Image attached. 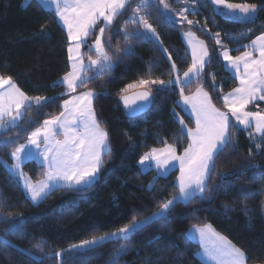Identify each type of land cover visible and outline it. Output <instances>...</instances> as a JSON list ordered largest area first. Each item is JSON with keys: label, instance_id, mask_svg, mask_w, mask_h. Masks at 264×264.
Masks as SVG:
<instances>
[{"label": "trees", "instance_id": "16d2710c", "mask_svg": "<svg viewBox=\"0 0 264 264\" xmlns=\"http://www.w3.org/2000/svg\"><path fill=\"white\" fill-rule=\"evenodd\" d=\"M169 2L173 9L195 7L197 11L187 12V18L199 23L188 25L175 20L166 21L156 10L160 8L156 3L142 9L139 15H146L156 29L158 43L144 38L125 42L118 28L133 17L132 10L140 3V0H131L124 13L104 34L106 47H110V54H114V59L118 56V60L114 67L87 85L94 91L107 93L94 99L97 118L109 133L111 148L110 154L104 157L103 168L95 183L80 192L57 188L37 204H32L2 161L10 162L9 153L16 146L25 142L43 120L62 111L61 103L68 95L63 94L66 92L64 86H53V82L69 71L68 38L54 13L43 8L38 1L0 0V75L11 76L21 91L30 97L52 98L39 108L33 105L25 109L20 127H9L0 133L10 141L0 145V205L3 206V216L17 217L20 214L17 222L22 223V234L6 235L9 222L0 218V238L14 245L0 243V264H40L19 249L33 248L42 241L44 254L67 249L94 235L119 229L133 217L140 219L152 215L160 204L178 191L176 170L157 176L154 170L141 172L138 161L150 149L164 147V141L175 145L178 153L187 147L186 134L177 139L181 129L177 115L188 127L193 128V124L177 106L179 87L150 84L127 89L124 93L120 90L140 79L174 78L173 62L182 75L191 59L181 33L191 31L205 42L209 50L214 49L215 54L202 76L184 87L185 95L193 93L198 84L202 85L216 107L225 111L222 95L236 87L237 82L225 69L213 35L220 33V39L230 49V54L237 56L244 51L243 45L264 33V7L257 10L254 22H242L219 15L209 0ZM229 2L242 3L244 0ZM247 2L264 5V0ZM42 27L44 31H41ZM126 27L130 32L141 28L132 23ZM98 33L99 28H96L88 38L89 45ZM125 43L131 44V54H115L116 46L123 47ZM163 49H167V53ZM82 53L85 60L89 55L95 59V52H89L87 45L82 46ZM169 54L172 60L168 59ZM137 89H147L151 93L152 105L144 114L129 117L120 97ZM83 90V86L78 89ZM260 106L264 107L263 104ZM229 139V145L216 158L209 188L204 193L206 199L197 196L187 204H175L167 219H156L127 239L109 240L89 250L66 254L64 264H108L113 259L115 264H202L196 257L197 245L182 237L193 225L204 224L212 225L215 231L244 249L249 256L248 264H257V256L264 259V177L254 179L253 171L232 175L244 163L264 165V149L257 151L250 134L235 125L229 129ZM22 170L32 181L41 180L45 171L32 160L25 162ZM217 173L224 178L219 189L213 191L211 185L218 182ZM150 182H153L151 189ZM121 246L125 250L116 258V250ZM36 254L41 253L37 250ZM43 264H57V260L53 256L44 259Z\"/></svg>", "mask_w": 264, "mask_h": 264}, {"label": "snow or ice", "instance_id": "6c2138e0", "mask_svg": "<svg viewBox=\"0 0 264 264\" xmlns=\"http://www.w3.org/2000/svg\"><path fill=\"white\" fill-rule=\"evenodd\" d=\"M29 0H26V3ZM49 11H52L56 18L61 21L67 29L69 45L68 64L69 71L53 86L62 85L68 95L63 100L62 111L58 115L43 120L40 127L32 131L26 143L19 144L10 153L14 163L9 167L13 175H18L23 182V188L28 198L35 204L46 198L57 188H66L73 191H83L90 188L96 181L104 165L105 155L110 154L109 133L101 126L94 109V99L106 92H97L87 87L88 83L97 76L103 75L114 67L118 56L110 54V47H106L104 34L112 28L117 18L124 13L131 0H38ZM213 10L222 16L243 17L253 20L257 10L264 5L248 3H231L229 0H209ZM195 3V0H193ZM162 8L156 10L166 21H172L171 10L166 0H159ZM153 0H140V3L133 8V17L126 20L123 26H119L123 40L130 39H154L159 40L156 29L148 22L146 15H139L142 9L153 7ZM181 9L176 15L179 16L178 23L187 22L188 25L198 24V21L189 20L187 11ZM197 11L195 7L191 9ZM139 24L141 28L135 31H128L126 25ZM99 28L95 40L91 45L88 38ZM41 31H44L43 27ZM191 49L192 62L183 72L182 76L175 62L171 64V71L176 73L174 78L168 80L140 79L138 82L128 84L120 91L124 93L127 89L145 86L160 85L161 87H179L180 100L185 110L190 106V117L194 119L195 127L190 128L182 118L180 137L185 134L189 140L188 146L182 154H177V148L173 144L164 141L163 148H152L145 152L139 159L141 166L151 168L152 163L160 174L167 173L168 169L175 167L178 162L179 175L176 178L178 191L169 199L160 204L159 208L152 215L132 220L123 227L103 235H94L89 239L80 241L79 244L70 245L67 249H59L43 253L41 244L29 249H19L24 255L43 264L46 258L53 256L57 264H64L63 257L76 250H89L109 240L127 239L132 233L140 231L156 219H167L175 204H187L194 197L199 196L201 200L206 199L204 193L208 190V181L212 176L216 165L217 156L229 145V129L232 127L231 118L234 117L238 125L245 129L251 127L253 122L255 132L260 135L262 144H257V151L264 149V113L246 111L247 106L256 101H264V33L258 35L250 44L243 45L245 51L238 56L230 55V49L222 45L221 34L215 33L213 38L216 45L221 46L219 55L223 57L225 68L234 71L239 86L223 96V103L226 111L217 108L212 97L204 90L202 85H197L191 95H185L184 87L199 79L208 64L211 63L215 50H209L203 40H199L191 31L183 33ZM110 41V37H109ZM87 45L89 52H95V59L91 55L85 62L81 51L82 46ZM131 44L119 45L115 48V54H131ZM240 47V46H238ZM167 53V49H163ZM168 59L172 60L171 55ZM241 66L243 72H241ZM91 73V74H89ZM83 91H78L81 87ZM215 87V85H213ZM51 97L26 95L13 82L11 76L0 75V130L7 131L9 127H20L19 121L24 118V110L35 105L37 108L45 103L51 102ZM124 108L129 115L142 111L151 100V93L148 91L138 92L134 97L121 95ZM231 114V115H229ZM32 118H29V122ZM62 136V139H58ZM10 141L0 136V145L8 144ZM232 150L234 151V141ZM251 155V151L249 153ZM40 159L45 171L43 179L33 182L28 178L21 166L26 160ZM253 171V178L264 177V165L241 164L239 169L232 175H244ZM218 182L211 185L213 191L218 190L223 176L217 173ZM155 179V178H154ZM153 187L150 182L149 189ZM245 191H248L245 189ZM20 214H17V217ZM17 217L3 216V206L0 205V218L9 222L8 233H21L22 223L17 222ZM184 239L189 242L195 241L199 244L198 255L203 264H248L249 256L241 247L236 246L226 236L216 232L212 225H193L192 229L184 233ZM0 243L12 246L10 241L0 238ZM37 250L40 255H37ZM121 246L116 250V258L124 251ZM257 264H264V259L255 257ZM108 264H115V259Z\"/></svg>", "mask_w": 264, "mask_h": 264}, {"label": "crops", "instance_id": "0c3cea01", "mask_svg": "<svg viewBox=\"0 0 264 264\" xmlns=\"http://www.w3.org/2000/svg\"><path fill=\"white\" fill-rule=\"evenodd\" d=\"M30 1V0H29ZM36 1H38V0H36ZM41 4V3H40ZM41 6L43 7V5L41 4ZM44 8V7H43ZM46 9V8H45ZM57 19V22L60 24V26L64 29V31L66 32V35H67V29L64 27V25H63V23L61 22V21H59L58 20V18H56ZM175 20H177V21H179V19H176L175 18ZM185 32H188V31H183L182 33H181V37H182V40H183V43H184V45H185V47H186V49H187V51H188V54H189V56H190V59H191V62H192V55H191V49L188 47V43H187V40L184 38V36H183V33H185ZM193 33V32H192ZM196 36V35H195ZM197 37V36H196ZM154 40V39H153ZM199 40H201L200 38H199ZM157 43H158V41H156ZM250 44V43H249ZM68 45H69V41H68ZM81 51H82V48H81ZM244 51H245V49H244ZM243 52V51H242ZM67 54H68V52H67ZM241 54V53H240ZM240 54H238V55H240ZM231 55V54H230ZM237 55V56H238ZM222 57V56H221ZM222 61H223V57H222ZM85 62L87 63V60H85ZM223 64H224V67H225V62L223 61ZM226 69V68H225ZM229 73H230V75L232 76V77H234L235 78V74H234V71H231V70H228V69H226ZM241 72H243V67L241 66ZM182 76V75H181ZM236 79V78H235ZM236 82H237V84H236V87H238L239 86V81L236 79ZM235 88V87H234ZM195 92V91H194ZM193 92V93H194ZM229 92H231V90L229 91ZM229 92H227V93H229ZM227 93H224L223 95H222V101H223V96L225 95V94H227ZM192 94V93H191ZM191 94H189V95H191ZM69 98V97H68ZM67 98V99H68ZM180 100V98L178 99V101ZM260 100H256V101H254V102H252V103H250L248 106H247V108H246V110H249L250 109V107L249 106H252L253 104H260V103H257V102H259ZM62 104H63V102L61 103V106H62ZM259 107H261V106H259ZM178 108L186 115V116H188L189 117V119L192 121V124H193V128L195 127V123H194V119H192L191 117H190V111H191V108H190V106L188 107V109L187 110H185L184 109V107H183V104H182V102H181V106H178ZM225 111H226V109H225ZM253 111H254V109H253ZM177 119H178V121H179V119H180V116L179 115H177ZM233 123V122H232ZM234 125V124H233ZM58 139H62L63 137L62 136H58L57 137ZM27 141V140H26ZM26 141L25 142H23V143H26ZM23 143H21V144H23ZM188 146V145H187ZM160 148H163V147H160ZM157 149H159V148H157ZM151 150V149H150ZM149 150V151H150ZM183 153V151L181 152V153H178L177 152V154H182ZM10 159H11V161L10 162H6V161H2V163H3V165L5 166V168L10 172V170H9V167L8 166H10V165H12L13 163H14V161H13V159L10 157ZM27 161H29V160H26L25 162H27ZM32 161H35L37 164H39V165H41L42 166V163H41V160L40 159H32ZM25 162H23V164L25 163ZM23 164H22V166H23ZM22 166H21V170H22ZM138 166H139V169H140V171L141 172H146V171H149V170H154L155 171V173H156V175L157 176H163V175H166V174H168L169 172H171V171H174V170H176L177 171V176L179 175V165H178V162L176 163V165H175V167H171V168H169L168 169V171H167V173H165V174H160L159 172H158V170H157V168H156V166H155V163L153 162L152 163V166H151V168H148V167H146V166H141L140 164H139V161H138ZM23 171V170H22ZM11 173V172H10ZM23 173H24V171H23ZM12 174V173H11ZM25 174V173H24ZM13 175V174H12ZM26 175V174H25ZM18 181H19V183H20V186H21V188L23 189V191H24V193H25V195H26V197L28 198V195H27V193L25 192V190H24V188H23V182L19 179V176L18 175H13ZM28 178H30L28 175H26ZM177 176H176V178H177ZM31 179V178H30ZM43 179V178H42ZM175 181H176V179H175ZM33 182H35V181H33ZM29 199V198H28ZM29 201L32 203V204H34L30 199H29ZM40 202V201H39ZM38 203V202H37ZM37 203H35V204H37ZM192 229V227L191 228H189L186 232H188V231H190ZM217 232V231H216ZM194 244H196L197 245V247H198V249H199V244L197 243V242H195V241H192ZM198 249H197V252H198ZM196 252V253H197ZM196 257H197V259L203 264V262H202V260H201V258L198 256V255H196Z\"/></svg>", "mask_w": 264, "mask_h": 264}, {"label": "rangeland", "instance_id": "374dc122", "mask_svg": "<svg viewBox=\"0 0 264 264\" xmlns=\"http://www.w3.org/2000/svg\"><path fill=\"white\" fill-rule=\"evenodd\" d=\"M153 2H154V4H156V3H158L159 4V0H153ZM166 2L168 3V5H169V9L171 10V15H172V17H173V20H175V18L176 19H180L179 18V16L178 15H176L177 13H179L180 12V10L181 9H173L172 7H171V5H170V2H169V0H166ZM160 6V8H162L163 6L162 5H159ZM182 9H185V8H182ZM187 9H189L187 12H192L191 11V8L190 7H187ZM187 14V13H186ZM220 15V14H219ZM222 16V15H221ZM223 17H225V18H228V19H231V20H235V21H242V22H244V21H251L250 19H245V18H243V17H227V16H223ZM175 21H177V20H175ZM183 23H187L186 21L185 22H183ZM222 41V40H221ZM222 45L223 46H225V44L222 42ZM218 47V49H219V52L222 50V48H221V46H217ZM220 56V55H219ZM220 58L222 59V57L220 56ZM257 103H261V104H253L252 106H249L250 107V109L249 110H246V111H249V112H261V113H264V107L262 106V107H259L260 105H264V101H259V102H257ZM253 108H254V111H253ZM229 115H231V114H229ZM231 122H233L232 124H234L237 128H241V129H243L244 131H247L249 134H250V136H251V138H252V142L257 146V144H262V140H261V137H260V135L259 134H257L256 132H255V125H254V122H253V124H252V126L251 127H248L247 129H245L244 128V126H242V125H238L237 124V122L235 121V118L234 117H232L231 118ZM1 132H3V130H0V133ZM80 251H84V250H76V251H74V252H80Z\"/></svg>", "mask_w": 264, "mask_h": 264}, {"label": "water", "instance_id": "95a60500", "mask_svg": "<svg viewBox=\"0 0 264 264\" xmlns=\"http://www.w3.org/2000/svg\"><path fill=\"white\" fill-rule=\"evenodd\" d=\"M143 91H148V90H147V89H137V90H134V91L128 92V93H126V94H124V95H127V96H129V97H134V94H135V93L143 92ZM148 92H149V91H148ZM151 96H152V95H151ZM120 102H121V105H122V107H123L125 113H126L129 117H136V116H140V115L144 114L146 111L149 110V108H150L151 105H152V100H151V102H150L147 106H145L144 109H143L142 111H139V112H137V113H135V114L129 115V114L127 113L126 109L124 108V104H123V101H122L121 99H120Z\"/></svg>", "mask_w": 264, "mask_h": 264}]
</instances>
